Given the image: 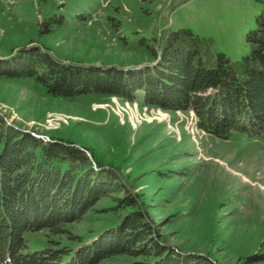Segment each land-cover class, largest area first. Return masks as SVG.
Returning a JSON list of instances; mask_svg holds the SVG:
<instances>
[{"label": "rangeland", "instance_id": "1", "mask_svg": "<svg viewBox=\"0 0 264 264\" xmlns=\"http://www.w3.org/2000/svg\"><path fill=\"white\" fill-rule=\"evenodd\" d=\"M261 8L256 0H0V54L36 44L62 62L137 67L155 59L164 34L185 27L238 60ZM0 114L35 136L70 140L117 171L162 221L167 244L215 264L264 253V135L216 138L197 127L193 111L107 95L54 97L33 78L0 77ZM110 204L101 199L69 227L89 240L118 219L100 210ZM25 238L41 248L48 231Z\"/></svg>", "mask_w": 264, "mask_h": 264}, {"label": "trees", "instance_id": "2", "mask_svg": "<svg viewBox=\"0 0 264 264\" xmlns=\"http://www.w3.org/2000/svg\"><path fill=\"white\" fill-rule=\"evenodd\" d=\"M246 34L249 52L231 60L190 28L164 34L155 59L137 67L62 62L30 44L0 54V77L33 78L54 97L116 96L163 110L193 111L216 138L264 135V0ZM72 141L23 131L0 114V264H215L206 253L167 244L161 222L111 167ZM118 216L85 240L69 226L103 198ZM47 230L31 249L27 231ZM116 257V262L112 260ZM125 257V259H121ZM120 258V259H119ZM264 262V253L243 264ZM223 264V263H219Z\"/></svg>", "mask_w": 264, "mask_h": 264}, {"label": "water", "instance_id": "3", "mask_svg": "<svg viewBox=\"0 0 264 264\" xmlns=\"http://www.w3.org/2000/svg\"><path fill=\"white\" fill-rule=\"evenodd\" d=\"M78 147H80L81 149L85 150L87 152V154L89 155V157L92 159V155H91V153L87 149L83 148L82 146H78Z\"/></svg>", "mask_w": 264, "mask_h": 264}]
</instances>
